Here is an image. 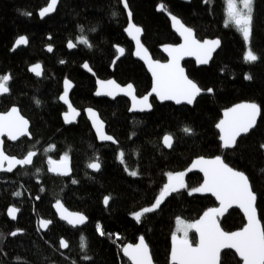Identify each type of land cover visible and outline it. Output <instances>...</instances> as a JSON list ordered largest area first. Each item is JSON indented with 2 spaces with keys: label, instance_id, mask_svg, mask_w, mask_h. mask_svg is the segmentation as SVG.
Segmentation results:
<instances>
[{
  "label": "trees",
  "instance_id": "trees-1",
  "mask_svg": "<svg viewBox=\"0 0 264 264\" xmlns=\"http://www.w3.org/2000/svg\"><path fill=\"white\" fill-rule=\"evenodd\" d=\"M127 2L134 23L144 30L143 43L155 60L165 61L162 46L180 43L169 19L158 12L161 5L192 28L199 40L222 41L209 67L184 64L188 76L202 90L211 88L213 95L201 96L193 108L161 105L153 98L152 113L131 115L125 98L114 102L95 98L96 79H115L123 86L133 84L139 97L147 95L152 87L150 75L134 59L133 44L125 35L129 20L121 0H61L56 14L44 21H40L38 12L49 0H0V75L11 76L9 94L0 97V112L18 106L31 124L32 135L15 145L5 140V150L18 158L29 151L38 153L32 166L0 174V264H131L122 249L138 242L141 236L156 264H171L176 219L195 222L208 209L218 207L216 201L201 193L189 196L182 190L168 197L155 213L145 214L140 223L132 214L154 203L168 182L169 172H185L189 189L200 186L202 177L187 173L199 157H223L228 165L249 176L264 227V150L259 147L264 143V0L254 2L251 48L260 57L255 64L244 62L249 45L242 34L233 26H225L226 0H192L190 4L177 0ZM25 12L31 15H23ZM20 36L28 37L29 46L12 53ZM80 36L86 37L91 46L79 44ZM69 41L77 44L73 52L68 50ZM49 45L54 49L51 55L45 50ZM117 47L125 50V56L112 70ZM85 62L96 78L83 70ZM36 63L43 64L42 79L29 74L28 68ZM245 75L253 78L247 80ZM65 78L74 83L71 101L82 112L78 124L70 127L63 122L67 110L59 100ZM244 101L259 104L261 118L256 129L238 141V148L225 152L216 125L224 110ZM89 107L98 110L116 145L99 144L84 115ZM184 127L192 128L193 134H185ZM166 134L173 136L171 150L162 142ZM121 151L126 165L118 159ZM65 154L71 176H52L49 159L60 161ZM97 158L101 169L96 174L87 165ZM125 166L139 175L130 176ZM73 179L78 183L73 184ZM17 191L21 196L14 195ZM105 196L111 197L108 207L103 204ZM57 200L85 214L88 224L74 229L59 221L53 210ZM12 206L20 210L16 223L7 217ZM41 219L52 221L46 234L39 229ZM219 221L226 232L239 231L246 224L238 210L227 212ZM98 226L104 236L98 234ZM18 230L24 233L11 238L10 233ZM82 235L87 242L85 251L80 248ZM61 238L69 243L66 252L59 246ZM190 241L197 244L195 231ZM85 255L91 259H83ZM221 261L243 264L230 251L222 254Z\"/></svg>",
  "mask_w": 264,
  "mask_h": 264
},
{
  "label": "snow or ice",
  "instance_id": "snow-or-ice-1",
  "mask_svg": "<svg viewBox=\"0 0 264 264\" xmlns=\"http://www.w3.org/2000/svg\"><path fill=\"white\" fill-rule=\"evenodd\" d=\"M121 2L127 11L130 21L125 30L132 36L138 46L136 55L148 63L149 70L152 72L153 87L149 95L155 93L161 101L174 100L177 104L185 102L188 105H192L204 90L188 79L179 62L185 55H195L198 63L207 64L211 59L212 53L220 46V40H205L201 43L195 39L191 28L186 27L180 19L170 14L173 27L184 37V44L179 47L165 49L169 53V56H171L169 63L161 64L158 61L153 62L147 49L140 42L139 34L142 32V29L131 23L132 12L127 0H121ZM208 2L209 0H205V3ZM254 2L255 0H226L227 18L225 26L235 27L242 34L246 44L249 45L243 56L244 62L248 64H255L260 60V57L251 48L254 29ZM57 3L58 0H50L48 6L40 11V17L43 18L54 12ZM160 10H163V5L160 6ZM23 15L30 16L31 13L25 12ZM77 40L79 44L91 46L88 39L84 36L78 37ZM27 44L28 39L24 36H20L15 41L17 47ZM67 47L73 49L77 47V44L69 41ZM47 50L48 52H52L53 47L49 45ZM117 51L120 55L124 54L123 48L118 47ZM60 63L63 64L65 61L61 60ZM82 67L88 71H92L87 62ZM30 71L36 76H40L42 74L41 65L36 64L32 66ZM252 78L251 75H245V79L247 80H251ZM10 80V75H0V95L9 93ZM98 83L100 84V89L96 92L97 96L107 95L115 97L117 92H120L125 95H131L133 110H136L137 106H139L140 111L151 108L149 95L138 99L133 94V85L131 84H128L126 88H121L114 80L99 81ZM71 87V81L65 78L63 93L59 97V100L64 102L69 109V111L64 113L66 123H72L75 117L79 115V112L68 99ZM206 91L211 93L213 90L209 88ZM35 102L37 104L40 103L39 100ZM86 112L91 118L98 139L117 143L114 137L107 135L103 131L104 124L100 120L99 115L91 108L87 109ZM260 115L261 106L255 102L242 103L227 109L224 112V119L220 120L216 125L220 132L221 147L226 150L238 148L239 138L249 135L256 129L257 119ZM28 123L19 114L18 108L13 106L7 113L0 114V137L6 135L8 140L17 141L21 137L29 135ZM182 131L187 135L193 134V129L190 127H184ZM162 142L165 147L172 148L174 142L173 136L171 134L164 135ZM259 147L264 150V143L260 144ZM46 151L48 150L46 149ZM35 156L36 152L34 151L27 152L23 158L9 156L4 150L3 139H0V172L11 173L17 166L24 167L31 165ZM118 159L122 165H126L125 153L123 151L118 154ZM5 162H7V167H5ZM48 162L50 172L61 176L70 175L71 169L67 154L58 162L51 159ZM87 167L93 171H100L101 164L97 158L90 162ZM197 167H199L204 176L203 183L200 186L189 189L184 180L185 172L167 173L168 182L163 185L154 203L132 214L135 221L140 223L145 214L155 213L161 208V205L168 197L172 194H180L182 190L187 191L189 196L195 193H211L219 201V207L208 209L195 222H186L179 217L176 219V230L171 237V264H222L221 252L225 249L235 250V254L239 256L243 264H264V227L261 226L257 218L255 206L257 193L254 191L249 176L245 172L230 167L220 156H216L214 159L199 158L192 165V168ZM125 171L132 177L139 175L136 170H129L127 166H125ZM188 171H191V169ZM261 171H264V169H261ZM72 183L76 184L78 181L73 179ZM14 195L19 197L21 196V192L17 191ZM110 199V196L103 198L105 207L109 206ZM234 204L243 210L247 218V224L240 231L226 232L220 227L218 218L223 216ZM54 207L57 209L60 219L66 221L68 225L74 228L84 225L88 220V217L82 213L68 212L60 200L55 202ZM18 212L19 209L15 206L8 209V215L12 219L16 218ZM51 223L52 221L50 220L41 219L39 225L41 229L47 230ZM193 229L199 235V242L195 247L189 239V232ZM18 231L11 232L10 235L14 237L18 234ZM97 232L100 236L105 235V232L99 226L97 227ZM59 246L66 249L69 247V243L61 238ZM80 248L82 251L87 249V242L83 235L80 239ZM123 253L133 264H152L149 247L143 236L140 237L138 244H129L124 247ZM83 259L90 260L91 257L85 255Z\"/></svg>",
  "mask_w": 264,
  "mask_h": 264
},
{
  "label": "water",
  "instance_id": "water-1",
  "mask_svg": "<svg viewBox=\"0 0 264 264\" xmlns=\"http://www.w3.org/2000/svg\"><path fill=\"white\" fill-rule=\"evenodd\" d=\"M177 1H180V2L185 3V4H190V3L192 2V0H177ZM49 3H50V0H49ZM49 3H48V4H49ZM60 3H61V0H58L57 6H56V10H55L54 12L50 13L49 15L43 17V18H41L40 15H39V13H40V11H41V10H40V11L38 12V16H39L40 21H44V20L49 19V18H51L52 16H54V15L56 14V12H57V9H58ZM47 6H48V5H47ZM47 6H46V7H47ZM44 8H45V7H44ZM126 12H127V11H126ZM158 12H159V13H162V14H164V15H166V17H167V18L169 19V21H170V24H171V28H172L173 33L177 36V38H178L179 41H180L179 44H176V45L167 44V45H164V46H162V47L160 48V52H161V54L164 56L165 61L155 60V59L153 58L152 54L150 53V51L146 48V46H145L144 43H143L144 30H143L140 26H138V25H136V24L134 23V21H133V17H131V23L135 24L136 26H138V27H140V28L142 29V32L139 34V39H140V42H141V44L143 45V47L147 49L148 54H149V56L151 57V60H152L153 62L158 61V62H160L161 64H167V63L170 62V60H171V56H169V53H168L167 51H165V49H166V48H169V47H179L180 45L184 44V37L180 35V33L176 30L175 27H173V23H172L171 18H170V13H168L167 11H165L164 8H163V10H160V6L158 7ZM171 15H173V14H171ZM176 17H177V16H176ZM177 18L180 19L179 17H177ZM128 20H129V17H128ZM180 21L183 23V21H182L181 19H180ZM129 22H130V21H129ZM128 24H129V23H128ZM183 24H184V23H183ZM184 25H185V24H184ZM185 26L188 27L187 25H185ZM127 27H128V26H127ZM188 28H190V27H188ZM191 29H192V28H191ZM192 31H193V34H194V36H195V39H197V40L200 41L201 43H202L203 41H205V40H209V41H211V40H217V39L220 40L219 38H216V39H205V40L201 41V40H199V39L197 38V36H196V32H195L193 29H192ZM124 32H125V35H126L127 39L133 44V47H134L133 57H134V59L137 60V61H139L140 63H142V64L144 65L146 71L148 72V74H149L150 77H151V80H152V87H153V76H152V72L149 70L148 63H146L145 60L141 59L140 57H138V56L136 55V51H137V47H138L137 44H136V41L132 38V36H130V35L128 34V32H127L126 30H125ZM24 37H26V38L28 39L27 36H24ZM220 42H221V43H220V46L217 47V48L215 49V51L212 53L211 59L209 60V62H208L207 64H200V63H198V61H197L195 55H185V56L180 60V62H179V63H180V67L184 69V74L188 77V79L192 80V79L188 76V73H187V70H186L184 64H185L186 62H194L198 68L209 67L210 64L212 63V61H213L215 55L219 52V50H220L221 47H222V41L220 40ZM28 46H29V39H28V44H27V45H20V46L17 47V46L14 44V47H13L12 53L16 52V51L19 50V49H27ZM47 48H48V47H47ZM47 48L45 49L46 52H47L49 55H51V54L54 52V49H53L52 52H48ZM117 48H118V47H117ZM117 48H116V50H117ZM120 48H121V47H120ZM68 50H69L70 52H73V51L76 50V47L73 48V49H69V48H68ZM117 52H118V51H117ZM124 56H125V50H124V54H123V55H120V53L118 52V56H117V58L114 60V64H113L112 70L114 69V66L116 65V63H117L118 61H120ZM36 64H40V65H41L42 74H41L40 76H36L33 72L30 71V68H31L32 66L36 65ZM36 64H33V65H31V66L28 68L29 74H31V75L34 76L35 78L42 79V78H43V75H44V67H43V64H42V63H36ZM88 65H89V64H88ZM89 67H90V66H89ZM82 68H83V67H82ZM83 70H84L88 75H90L91 77L96 78V74H95L93 71H88V70L85 69V68H83ZM68 80H69V79H68ZM109 80H114V81L116 82L115 79H109ZM109 80L96 79V92L100 89V84L98 83L99 81H109ZM70 81H71V80H70ZM192 81H193V80H192ZM193 82H194V81H193ZM9 83H10V82H9ZM71 83H72V87H71L70 90H69V96H68V99H69V102L72 104V101H71V94H72V92H73L74 89H75V85H74V83H73L72 81H71ZM194 83H195V82H194ZM116 84H118V83L116 82ZM196 84H197V83H196ZM118 85H119L121 88H126V86H127V85H124V86H123V85H120V84H118ZM131 85H133V84H131ZM197 85H198V84H197ZM152 87H151V89H152ZM198 87H199V86H198ZM96 92H95V98H96V99H107V100H110V101H113V102L116 101L118 98H125V99H127V100L129 101V103H130V110H129V113H130L131 115H135V114H150V113H152V111H153L152 99H153V98H155L156 101H157L159 104H161V105H164V104H173V105H175V106H177V107L187 106V107L193 108L194 105H195V103H196V101H197L201 96H204V95H210V96H212V95H213V92L208 93L207 91H202L201 95H200L199 97H197L196 101H195L192 105H188V104L185 103V102H182V103H180V104H177L174 100L161 101V100H159V98L155 95V93H152L151 95H149V93H151V90H150V92H149L147 95H149V103L151 104V108H150V109H145L144 111H140V110H139V106H137V109H136V110H133V101H132V97H131V95H125V94H123V93L117 92V94L115 95V97L107 96V95H100V96H97V95H96ZM8 94H9V93L4 94V95H0V97H5V96H7ZM133 94H134L138 99L144 97V96L139 97V96L137 95V92H136V89H135L134 85H133ZM145 96H146V95H145ZM60 103L66 108L67 111H69L67 105H66L64 102L60 101ZM242 103H248V101H244V102H241V103H238V104H242ZM238 104H236V105H238ZM258 105H259V104H258ZM72 106L74 107L73 104H72ZM234 106H235V105H234ZM234 106H232V107H234ZM15 107L18 108V110H19V114H20L24 119H26V120L28 121V119L25 118V117L22 115V113H21V111H20V108H19L18 106H15ZM232 107H230V108H232ZM11 108H12V107H11ZM11 108H10L8 111H10ZM74 108H75V107H74ZM89 108L93 109V110L99 115L100 120H102V121H103V124H104L103 131H104L107 135H110V134L108 133V131H107V124H106V123L104 122V120L101 118V115H100V113L98 112V110H96L95 108H92V107H89ZM89 108H86V109L84 110V115H85L87 121L90 123V125H91V127H92V130H93V132H94V134H95V136H96L97 141L99 142V144H102V145H116L117 143H113V142H111V141H101V140L98 139V135H97V133H96V130H95L94 126L92 125L91 118L89 117V115H88L87 112H86V110L89 109ZM75 109H76V108H75ZM76 110L79 112V115L75 117V119L73 120L72 123H66L65 120H64V114H63V122H64L65 126L70 127V126H74V125H77V124H78V121H79V119H80L81 116H82V112H81V110H78V109H76ZM8 111H7V112H8ZM67 111H66V112H67ZM225 111H226V110H224L223 113H222V119H224V112H225ZM7 112H5V113H7ZM0 114H3V113L0 112ZM260 118H261V115H260V116L258 117V119H257V125H258V123H259ZM222 119H221V120H222ZM28 122H29V121H28ZM216 129H217V131H218V133H219V135H220L219 129H218L217 127H216ZM253 131H254V130H253ZM253 131H252V132H253ZM28 133H29V135L23 136V137H21V138H20L19 140H17V141H10V140H8L6 135L3 136V137H0V139H3V141H4V150H5V144H6L5 140H6L8 143H10V144L15 145V144L19 143L20 141H22L23 139H26V138H27V139H31V138H32V135H31V124H30V122L28 123ZM250 134H251V133H250ZM250 134H249V135H250ZM249 135H247V136H249ZM110 136H111V135H110ZM247 136H242L241 138H239V140L242 139V138H244V137H247ZM112 137H113V136H112ZM114 139H115V138H114ZM220 143H222V142L220 141ZM173 144H174V142H173ZM166 149H167V150H171L172 148H167V147H166ZM222 150L226 152V151H230V150H232V149H228V150H226V149H223V148H222ZM5 152H6V150H5ZM6 154L9 155L7 152H6ZM37 154H38V153L36 152V156L33 158V163H32L31 165L24 166V167L17 166V167L13 170V172L17 171V170L20 169V168H25V167H30V166H32V165L34 164L35 158L37 157ZM9 156H11V155H9ZM14 157H16V156H14ZM17 158H18V157H17ZM199 158H204V159H214V158H205V157H199ZM199 158H196V159L193 160V162L190 164V166H189L188 169H187V173H188V174H197V175H200V176L202 177V179H204L203 173L199 170V167H197V168H192V165L194 164V162H195L197 159H199ZM221 158L224 160L223 157H221ZM53 161H57V160H53ZM57 162H58V161H57ZM224 162H225V160H224ZM225 163H226V162H225ZM226 164H227V163H226ZM229 166H230V165H229ZM5 167H7V162H5ZM49 167H50V165H49ZM69 167H70V169H71L70 162H69ZM230 167H231V166H230ZM232 168H233V167H232ZM189 169H191V171H188ZM91 171H92L93 173H96V174L100 172V171H93L92 169H91ZM13 172H11V173H13ZM11 173H9V172H0V174H11ZM50 173H51L52 176H61V175H57L56 173H53V172H50ZM71 174H72V170H71V172H70V175H68V176H63V177H66V178H67V177H70ZM202 183H203V182H202ZM203 195H205V196H209V197L213 198V199L216 201V203L218 204V207H219V201H217L216 198H215L211 193H203ZM61 202H62V201H61ZM62 203H63V202H62ZM54 205H55V203L53 204V210H54V212H55V214H56L58 220L61 221V222H63V223H65V224H67L66 221L60 219L59 213L57 212V209L54 207ZM63 205H64V207L67 209V211L70 212V213H81V212H76V211H72V210H70L69 208L66 207V205H65L64 203H63ZM255 206H256V211H257V218H258V220L260 221L261 226L263 227V224H262V222H261V220H260L259 212H258V209H257V201H256V205H255ZM12 207H13V206H12ZM8 209H9V208H8ZM231 210H238V211H240V213H241V214L243 215V217L245 218V222H246V224H247V218H246V216H245L243 210H242L241 208H239V207H238L237 205H235V204H234L231 208H229V209L224 213V215H225L227 212L231 211ZM19 214H20V210H19V212L16 214V218H15V219H12L11 217H9V215H8V211H7V217H8V219H9L11 222H13V223H16V222L18 221ZM82 214H83V213H82ZM84 215H85V214H84ZM224 215H223V216H224ZM223 216L219 217L218 219L220 220ZM39 222H40V221H39ZM88 222H89V219L87 220V222H86L84 225H82V226H78V227H75V228L72 227V226H70V225H68V224H67V225L70 226L71 228L79 229V228L84 227L86 224H88ZM219 224H220V221H219ZM246 224H245V226H246ZM51 226H52V223L49 225L48 229L45 230V229H41V228H40V225H39V229H40L41 233L46 234ZM245 226H244V227H245ZM220 227L222 228L221 224H220ZM222 229H223V228H222ZM223 230H224V229H223ZM241 230H242V229H241ZM224 231H225V230H224ZM239 231H240V230H239ZM23 233H24L23 231H18V234H17L16 236H14V237H13V236H10V237H11V238H15V237H17V236H19V235H22ZM139 239H140V238H139ZM139 239H138V242H136V243H128L127 245H129V244H131V245H136V244L139 243ZM144 239H145V238H144ZM64 240H65V239H64ZM145 242L147 243L146 239H145ZM198 242H199V235H198V233H197V244H198ZM147 244H148V243H147ZM197 244H196V245H197ZM127 245H125L124 247H126ZM196 245H193V246L195 247ZM124 247H123V248H124ZM148 247H149V245H148ZM68 248H69V247H68ZM68 248H66V249H65V248H61V249H62V252H66V251L68 250ZM227 251L233 252V253L235 254V250H232V249H225V250H222V252H221V257H222V254H223L224 252H227ZM149 252H150V255H151V258H152V264H156L155 261H154V259H153V256H152V253H151V249H150V247H149ZM122 254H123L124 258H126L131 264H133V262H132L127 256L124 255V253H123V249H122ZM236 255H237V254H236ZM237 257L239 258L238 255H237ZM239 260H241V259L239 258ZM241 261H242V260H241ZM242 262H243V261H242Z\"/></svg>",
  "mask_w": 264,
  "mask_h": 264
},
{
  "label": "rangeland",
  "instance_id": "rangeland-1",
  "mask_svg": "<svg viewBox=\"0 0 264 264\" xmlns=\"http://www.w3.org/2000/svg\"><path fill=\"white\" fill-rule=\"evenodd\" d=\"M168 179V178H167ZM184 180H185V183H186V179H185V177H184ZM186 185H187V183H186ZM195 194H198V193H195ZM183 220V219H182ZM185 221V220H184ZM187 222V221H186ZM192 231H195L194 229L193 230H191L190 232H189V239H190V235H191V232Z\"/></svg>",
  "mask_w": 264,
  "mask_h": 264
}]
</instances>
